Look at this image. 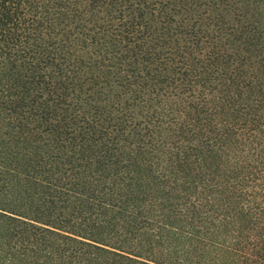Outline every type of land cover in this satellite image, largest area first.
<instances>
[{
  "label": "trees",
  "instance_id": "1",
  "mask_svg": "<svg viewBox=\"0 0 264 264\" xmlns=\"http://www.w3.org/2000/svg\"><path fill=\"white\" fill-rule=\"evenodd\" d=\"M0 264H264V0H0Z\"/></svg>",
  "mask_w": 264,
  "mask_h": 264
}]
</instances>
